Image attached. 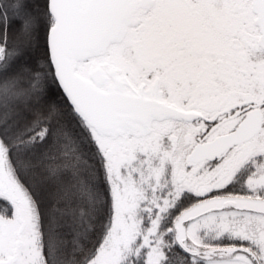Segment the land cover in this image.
I'll return each mask as SVG.
<instances>
[{"label": "snow or ice", "instance_id": "6c2138e0", "mask_svg": "<svg viewBox=\"0 0 264 264\" xmlns=\"http://www.w3.org/2000/svg\"><path fill=\"white\" fill-rule=\"evenodd\" d=\"M0 264H264V0H0Z\"/></svg>", "mask_w": 264, "mask_h": 264}]
</instances>
